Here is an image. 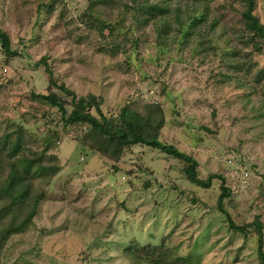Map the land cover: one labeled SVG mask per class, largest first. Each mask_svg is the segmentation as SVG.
Wrapping results in <instances>:
<instances>
[{"label":"rangeland","instance_id":"1","mask_svg":"<svg viewBox=\"0 0 264 264\" xmlns=\"http://www.w3.org/2000/svg\"><path fill=\"white\" fill-rule=\"evenodd\" d=\"M149 1L171 6L139 24L135 16L145 12L133 0H0V27L22 51L9 60L0 44V187L23 156L36 152L60 167L32 175L38 210L3 239L1 264H148L147 255L175 264H260L256 226L238 230L218 207L221 178L199 186L185 161L143 144L112 160L85 141L87 126H65L58 107L32 95L49 85L45 65L37 66L48 57L59 84L102 97L112 115L125 104L161 103L164 139L199 161L201 178L223 175L231 219L245 225L259 216L264 234V47L241 25L243 3ZM257 1L264 23V0ZM177 14H207L187 43ZM6 134L23 136L14 156L1 140ZM11 211L0 232L15 222Z\"/></svg>","mask_w":264,"mask_h":264},{"label":"trees","instance_id":"2","mask_svg":"<svg viewBox=\"0 0 264 264\" xmlns=\"http://www.w3.org/2000/svg\"><path fill=\"white\" fill-rule=\"evenodd\" d=\"M113 1V0H111ZM116 1V0H115ZM243 3L241 13V25L251 34V41L258 44V50L264 47V23L261 21L258 13L256 12L257 0H240ZM138 10H143L145 13L135 16V20L139 24H147L153 18L164 16L170 6L171 1H163V4L153 3L149 0H133ZM127 9H132L131 6L126 4ZM177 13L181 10L177 7ZM88 12L93 14V9L88 8ZM97 21L101 20L100 15H97ZM207 17L199 15L187 20L177 14L176 19L179 21L180 27V43H187L188 37L194 35V29L199 26L200 22L204 21ZM186 24V25H185ZM216 23H214L215 25ZM181 26H183L182 29ZM158 43H163V38L168 35V27L165 24L159 28ZM138 40L136 41V43ZM0 44L2 50L7 58L14 59V57L22 56L20 49H12L11 36L5 29L0 27ZM7 59V60H8ZM48 57H42L37 61V66L44 64L45 71L48 73L49 85L45 91L32 92L33 97L48 103L51 106L58 107L61 111V118L65 126L75 128L79 125L87 126L89 131L86 132L85 141L90 143L94 149H98L104 156L110 159H120L124 154L127 147L136 144H143L151 148L158 149L166 154L173 155L186 162L184 168L189 180L199 186L208 188L212 186L215 178H221V193L218 198V207L223 213H226L230 219L231 225L238 230H246L248 226L254 225L258 230V243H259V259L260 264H264V234L263 223L258 216L253 222L238 225L232 219L230 214L224 207L225 200L231 195V188L226 185L225 177L221 174H210L207 178L203 179L199 176V161L191 154L181 150L176 144L167 141L163 137V130L166 124V114L164 108L159 102H149L143 105V109L125 104L117 114H111L110 111L104 109V99L97 97L93 93L88 95H78V93L69 88L65 83L59 84L54 78L52 67L47 62ZM56 85V86H55ZM55 86L63 93H59L52 89ZM70 96L71 109L68 107L66 97ZM95 110V111H93ZM21 134L17 138L11 139L10 134H6L2 140L4 145L10 147L11 155H16L21 151L22 146ZM42 156L38 153H33V156H23L11 163V170L3 179L0 187V193L4 199L5 206L0 208V221H3L7 211L13 212L15 222L11 224L10 228L5 231L1 230L0 246L3 239L9 235V232H20L25 229L27 223L33 219L38 210L40 197H33L31 193L32 175L44 171L54 175L60 171V167H51L41 163ZM42 196V195H41ZM25 214L18 222L20 215ZM9 230V231H8ZM148 264H175L163 261L159 256L147 255L145 257ZM1 264V263H0Z\"/></svg>","mask_w":264,"mask_h":264},{"label":"built area","instance_id":"3","mask_svg":"<svg viewBox=\"0 0 264 264\" xmlns=\"http://www.w3.org/2000/svg\"><path fill=\"white\" fill-rule=\"evenodd\" d=\"M246 175H248V174H246Z\"/></svg>","mask_w":264,"mask_h":264}]
</instances>
